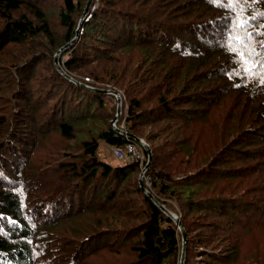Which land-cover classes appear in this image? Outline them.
<instances>
[{
	"label": "trees",
	"instance_id": "obj_1",
	"mask_svg": "<svg viewBox=\"0 0 264 264\" xmlns=\"http://www.w3.org/2000/svg\"><path fill=\"white\" fill-rule=\"evenodd\" d=\"M87 3L0 0V264H180L82 85L184 264H264V0Z\"/></svg>",
	"mask_w": 264,
	"mask_h": 264
},
{
	"label": "water",
	"instance_id": "obj_2",
	"mask_svg": "<svg viewBox=\"0 0 264 264\" xmlns=\"http://www.w3.org/2000/svg\"><path fill=\"white\" fill-rule=\"evenodd\" d=\"M91 3H92V0H88V3H87V6H86V9H85V15H87L90 11V7H91ZM81 25L82 23H80V26L77 30V36L69 43L67 44L66 46H64L63 48H61L58 53L56 54L55 56V65L57 67V69L64 75L66 76L68 79H70L71 81L73 82H76L73 78H71L70 76H68L66 74V72L62 69L61 67V64L59 63V56L60 54L65 51L66 49H68L69 47H71L75 41L77 40L78 38V34L81 30ZM78 83V82H77ZM80 85H82L81 83H79ZM84 87H87L93 91H97V92H101L103 94H106V95H113L115 96L116 98V101H117V114L115 116V119L113 120V122H117L120 115H121V111H122V99H121V95L118 94L116 91H109V90H101V89H95V88H90L86 85H82ZM116 131L122 135V136H125V137H129L131 139H133L134 141L138 142V143H142L141 139L136 137L135 135H132V134H129L126 130H123V129H119V128H115ZM143 144V147L145 148L146 152H147V155H148V160H147V164L145 166V168L142 170V173L140 175V185L141 187L143 188V190L145 191V193L147 195H149L152 200L155 202V204L169 217L171 218L175 224L177 225L178 229L180 230L181 234H182V245H183V248H182V254H181V261H180V264H184V261H185V255H186V249H187V233L184 229V226L180 220V216L176 215V214H173L172 212H170L168 209H166L159 201L158 199L151 193L149 192L144 184H143V178H144V175L146 173V171L150 168L151 166V163H152V151H151V148L149 147L148 144L146 143H142ZM176 215V216H175Z\"/></svg>",
	"mask_w": 264,
	"mask_h": 264
},
{
	"label": "built area",
	"instance_id": "obj_3",
	"mask_svg": "<svg viewBox=\"0 0 264 264\" xmlns=\"http://www.w3.org/2000/svg\"><path fill=\"white\" fill-rule=\"evenodd\" d=\"M89 81V79H87ZM115 126V122H113ZM127 141L123 146L111 147V151L115 158L123 162H139L143 170L147 164V152L142 143H138L129 137H125ZM149 182V181H148Z\"/></svg>",
	"mask_w": 264,
	"mask_h": 264
},
{
	"label": "snow or ice",
	"instance_id": "obj_4",
	"mask_svg": "<svg viewBox=\"0 0 264 264\" xmlns=\"http://www.w3.org/2000/svg\"><path fill=\"white\" fill-rule=\"evenodd\" d=\"M213 3H216L217 0H212ZM221 4H226L228 5L229 7L233 4V3H236V2H239V0H220ZM247 21H243L241 23V27L244 26V24H246ZM248 36L250 37L251 36V33L248 34ZM237 40H241L244 44V48H247L248 47V44L246 41H244V38L243 37H240V36H237L236 37ZM229 51H231L234 55H238L240 57H243L245 55H247V58L248 59H251L252 57H254L255 55H260L261 53L258 52L256 49H252L251 51L247 52V54H245V52L243 51V49H241L239 52H237V50L233 47H230L229 48ZM252 62L256 65H259L260 67H264V59H260V60H252ZM247 63V60L244 61V62H241L240 60H237V64L239 65L235 71L237 74H241L242 72L244 73H247V72H250L251 69L246 67Z\"/></svg>",
	"mask_w": 264,
	"mask_h": 264
},
{
	"label": "rangeland",
	"instance_id": "obj_5",
	"mask_svg": "<svg viewBox=\"0 0 264 264\" xmlns=\"http://www.w3.org/2000/svg\"><path fill=\"white\" fill-rule=\"evenodd\" d=\"M60 57V56H59ZM88 78H86V80H87ZM90 81H93V80H91L90 79ZM94 82V81H93ZM112 124H113V120H112ZM122 126H123V130H126V128H125V120H124V122H122ZM114 128H117V125H116V122H115V126H114ZM121 129V128H120ZM144 143H146V144H148L144 139H142V138H140ZM100 148H101V152L103 153V154H105V153H107V155L105 156L106 157V160L109 162V163H111V164H113V165H122V164H124L125 162H123V161H119V160H117L115 157H114V155H113V153H112V151H111V147H107V145H106V143H101L100 144ZM148 159V158H147ZM152 164V163H151ZM141 175V174H140ZM144 178H145V175H144ZM144 178H143V184H145L146 186H150V182H148V181H146V182H144ZM139 181H140V177H139ZM149 191V190H148ZM150 192V191H149ZM152 193V192H151ZM153 194V193H152ZM154 195V194H153ZM180 261H181V258H180ZM180 261H179V263H180ZM185 262V261H184Z\"/></svg>",
	"mask_w": 264,
	"mask_h": 264
},
{
	"label": "bare ground",
	"instance_id": "obj_6",
	"mask_svg": "<svg viewBox=\"0 0 264 264\" xmlns=\"http://www.w3.org/2000/svg\"><path fill=\"white\" fill-rule=\"evenodd\" d=\"M174 214V213H173ZM176 216V215H175Z\"/></svg>",
	"mask_w": 264,
	"mask_h": 264
}]
</instances>
